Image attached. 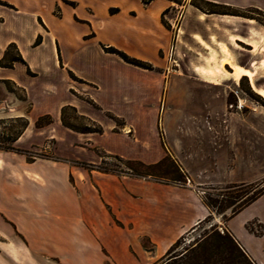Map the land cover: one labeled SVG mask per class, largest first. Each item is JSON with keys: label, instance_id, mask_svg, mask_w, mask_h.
Masks as SVG:
<instances>
[{"label": "crops", "instance_id": "crops-1", "mask_svg": "<svg viewBox=\"0 0 264 264\" xmlns=\"http://www.w3.org/2000/svg\"><path fill=\"white\" fill-rule=\"evenodd\" d=\"M207 1L264 13V0ZM11 43L26 64L0 66V103L7 107L0 117H25L27 129L45 114L51 116L50 124L60 121L61 107L72 105L103 127L101 134H82L104 151L144 163L164 157L177 163L202 161L206 186L253 178L254 170L236 166L239 153L214 140L212 130L189 125L182 128L188 136L181 135L165 113L160 133L156 117L162 98L199 111L203 100L209 107L211 99L224 97L227 89L238 93L242 82L250 92L264 90L260 69L264 24L255 18L203 12L189 0L179 5L170 0H0V58ZM221 45L228 48L234 65L258 73L253 82L243 73L235 78L234 66L226 62ZM103 46L147 61L159 71L131 65ZM27 66L33 75L27 73ZM77 66L84 69L79 71ZM222 67L227 76L221 73ZM68 70L83 80L79 83L93 88L87 94L98 104L96 110L69 92L75 86ZM55 75L60 82L54 81ZM7 83L18 87L23 98L18 99ZM103 92L122 100L126 109L108 108L99 98ZM20 102H29L30 108L22 109ZM106 111L120 117L130 134L114 131V124L104 117ZM217 130L214 126L213 131ZM185 137L189 145L180 152L177 147ZM118 142L141 149L126 152L117 147ZM182 182L128 176L116 181L102 178L89 186L76 177L71 188L64 186L59 192L64 201L59 209H42L46 218L56 219L65 237L56 264H151L159 259L179 236L210 214L202 192ZM24 194L19 200L16 188H10L3 194L7 198L0 197V264H49L42 253L34 255L31 243L36 235L41 252L48 248L43 245L46 228L36 223L34 213V207L45 206L34 203L31 192ZM116 219L131 223L136 233L126 234L113 224ZM218 222L255 264H264V193ZM138 235L146 237L152 249L142 247Z\"/></svg>", "mask_w": 264, "mask_h": 264}, {"label": "rangeland", "instance_id": "rangeland-1", "mask_svg": "<svg viewBox=\"0 0 264 264\" xmlns=\"http://www.w3.org/2000/svg\"><path fill=\"white\" fill-rule=\"evenodd\" d=\"M176 1L179 2L176 3L179 5L184 3L185 0ZM110 10L114 11L113 8ZM241 12L264 22V17L253 9L248 10V12ZM9 54L13 55L14 51L10 49ZM168 59L171 60L170 53ZM149 64L151 69L147 70L159 71L151 63ZM174 67L177 66L172 65L170 68L173 69ZM77 69L82 71L84 67L77 66ZM260 69L262 70V68ZM43 76L44 74L40 70L39 78H43ZM68 79L75 86L71 87L69 92L75 96L77 101L96 110L95 108H98V104L87 94V91L93 90V88L79 83L83 82V80L76 75L71 77L69 74ZM54 81L60 82V77L55 75ZM39 82L40 80L37 81V83ZM7 86L14 90L18 99L23 98V92L18 87L10 83H7ZM231 88L233 87L231 86ZM227 90L228 93L224 97L216 96V98L211 99L213 104L209 105V107H206L203 100L202 105L204 108L199 111L194 109L187 110L178 100L167 101L162 98L159 101L160 107L156 117V124L158 131L161 133V121H163L164 114L168 113L170 121L179 129L181 135L184 133L185 136H188V132L182 131V128L189 125L201 126L212 130L211 134L213 136L211 137L214 140L224 141L227 149L239 153L236 157L239 163L235 161L236 166L239 164L242 171L249 166L254 170L253 178L250 181L224 182L206 186L204 185L206 180L204 172L206 171H203V167L206 164L202 161L177 163L168 157L152 168L143 167L134 162L130 164L140 173L157 174V177L151 176L157 180L182 177L184 185L193 186L198 191H201L203 196L208 192V196L217 201L214 207L209 208L210 219L202 223L195 231L188 232L185 237V243L203 233L204 229L209 228L212 224H216L219 230H223L222 224L218 221L223 222L225 217L231 213L232 209L242 199L264 186V97L259 93L248 91L245 82L241 83V89H238V93L233 91V89ZM61 96L59 95V97ZM99 98L108 108L117 111L126 109V105H124L122 100L113 99L106 95L105 92L100 93ZM88 100H91L94 104L89 103ZM18 104L24 110L30 108L29 102H20ZM4 109L7 110V107L0 103V111ZM104 117L114 124V131L123 132L124 135L130 134V130L124 127V121L121 118L115 122L106 115V112ZM64 120L77 129H84L89 124L87 120L81 117L78 109H76V112L70 108L65 109ZM23 123V120L19 117H0V146L13 147L10 150L0 148V197L7 198V195L3 194L8 193L10 188H16L19 200L25 198V192H31L33 202L45 206L43 208L34 207V213H36V223L46 228L47 242L43 243V245H47L48 248L43 249L41 252L39 248L41 246L40 237L36 235H32L31 243L34 255L37 256L42 253L48 258L49 264H56V253L63 247L65 237L56 219L46 218L43 214L45 211L42 209L47 208V206L54 210L60 208L61 203L64 201L62 194L60 195L59 192L63 190L64 186L71 188L76 177L86 182L89 186L91 183L95 185L96 180H101L102 178L116 181V178L140 177L129 175L132 171L127 169L125 160L131 159L120 155L118 156L122 159L109 155L113 153L104 151L98 146L89 143L86 139L88 135L64 126L61 120L59 121L58 119L56 122L43 127H36L34 122H32L16 140H13ZM214 126L218 129L217 132L213 131ZM185 138L182 139L179 147H177L180 152H184L187 149V145H189L190 139ZM117 147L126 152H131V149H141L140 145L131 146V143L125 144L123 142H118ZM104 169L114 170V172H103ZM193 173L196 177L195 179L192 178ZM240 183L247 185L243 188H229L233 184ZM236 195L243 197L238 200L228 198L232 202L228 205L226 196L232 197ZM221 208L222 211L219 212ZM113 224L122 227L126 234L136 233L131 223L123 224L116 219ZM17 239L19 242L22 241L20 237ZM137 239L142 247L152 249V245L146 237L138 235ZM161 257L151 264L160 263Z\"/></svg>", "mask_w": 264, "mask_h": 264}, {"label": "trees", "instance_id": "trees-1", "mask_svg": "<svg viewBox=\"0 0 264 264\" xmlns=\"http://www.w3.org/2000/svg\"><path fill=\"white\" fill-rule=\"evenodd\" d=\"M144 3H147L149 0H142ZM175 3H179L176 0H170ZM181 4V3H180ZM190 4L195 6L196 8L200 9L203 12L207 13H224V14H236V15H242V16H248L255 18L257 21L262 22L260 19L243 14L240 10L233 9L229 6H226L224 4L211 2L207 0H191ZM257 11V13L261 14L264 17V13L261 10L253 9ZM113 11V10H110ZM106 52H111L117 54L123 61L138 66L141 68L151 69V66L149 63L144 62L142 60H139L137 58L131 57L125 52L118 50L112 46L109 47H103ZM12 49L14 51L13 55L9 54V50ZM14 63H22L26 64L24 59L22 58L20 52L16 48L15 44L11 43L9 44L2 57L0 58V66L2 67H13ZM26 71L28 74H32L30 69L26 68ZM68 73L70 76L74 77V74L68 70ZM89 103L94 104L91 100H88ZM70 108L76 112V108L72 105H64L60 109V120L62 124L70 129H73L75 131L81 132V133H98L101 134L103 132V127L97 123L96 121L92 120L90 117L82 115L81 117L88 121V126L84 129H77L74 128L72 125L68 124L64 120V110ZM106 115L116 122L117 119H120V117L114 115L113 113L106 111ZM23 120V124L21 126L20 131L15 135L13 140H16L26 129L28 126V119L25 117H19ZM46 119V120H43ZM122 121V120H121ZM52 122L51 116L48 114L41 115L37 117L34 124L36 127H43ZM123 123V121H122ZM0 148L4 150H10L13 149L12 146H0ZM111 156H114L116 158H121L120 156L116 154H109ZM168 158V157H164ZM164 158L161 160L146 164L144 162H141L139 160H125L126 161V167L128 170H131V174L135 177H145V176H152L157 177V174L153 173H140L137 170H135L130 164L132 162L137 163L143 167L152 168L159 163H161ZM122 159V158H121ZM103 172H114V170H107L104 169ZM134 172V173H133ZM169 181H178L182 182L184 181L182 177H175L171 179H167ZM247 184L240 183V184H233L229 186V188H243ZM206 194L202 197L204 204L208 208L214 207L216 200L211 199L208 194ZM264 193V186L261 189H257L254 192H252L251 195L248 197L242 199L239 204L232 209L231 213L225 217L224 220H226L228 217L234 215L239 210H241L243 207L254 201L256 198H258L260 195ZM227 197V203L230 205L232 203L229 201L228 198H234L235 200L241 199L243 196L236 195V196H226ZM222 207V206H221ZM223 208V207H222ZM222 208L219 210V212L222 211ZM211 217V214L205 216L203 219H201L190 231L193 232L199 226H201L202 223L207 222ZM249 229H252L251 225H248ZM188 231V232H190ZM188 232L182 234L179 236L166 250L164 255L161 257V262L158 264H255L252 259L248 256V254L240 247L238 242L234 239V237L231 235V233L226 230H219L216 224H212L209 226V228H205L203 233L199 234L197 237L193 238L192 240L185 243V237Z\"/></svg>", "mask_w": 264, "mask_h": 264}, {"label": "bare ground", "instance_id": "bare-ground-1", "mask_svg": "<svg viewBox=\"0 0 264 264\" xmlns=\"http://www.w3.org/2000/svg\"><path fill=\"white\" fill-rule=\"evenodd\" d=\"M221 51L226 55V62H229L230 64H232L234 66V76L235 78H239V75L240 73H243L244 75H247L249 77V79L253 82L254 78H256L257 76V72H249V71H246V70H241L239 67H237L236 65H234L232 63V59H231V55H230V52L228 50V48L225 46V45H221ZM261 68H262V71H264V63H262L261 65ZM233 68V67H232ZM221 73L225 76H227L228 74V71L225 70L223 67L221 68ZM229 76V75H228ZM252 85V84H251ZM258 88V87H257ZM257 93L261 94L263 97H264V90L263 89H257Z\"/></svg>", "mask_w": 264, "mask_h": 264}]
</instances>
